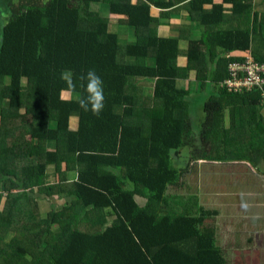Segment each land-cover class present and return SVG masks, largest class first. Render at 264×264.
Here are the masks:
<instances>
[{"label": "trees", "instance_id": "trees-1", "mask_svg": "<svg viewBox=\"0 0 264 264\" xmlns=\"http://www.w3.org/2000/svg\"><path fill=\"white\" fill-rule=\"evenodd\" d=\"M100 2L124 17L131 42L121 45L93 13ZM148 12L130 0H0V264H227L215 228L204 226L211 213L180 194L171 202L170 190L183 188L194 160L264 166L263 93L219 85L196 140L187 90L175 87L186 69L178 41L151 33ZM245 49L264 63V39ZM89 69L103 80L98 116L77 103ZM64 71L77 83L73 93H61ZM142 76L157 79L161 104L137 98ZM183 146L190 152L178 167L171 151ZM38 194L63 205L42 216ZM107 208L115 218L103 229Z\"/></svg>", "mask_w": 264, "mask_h": 264}, {"label": "crops", "instance_id": "crops-1", "mask_svg": "<svg viewBox=\"0 0 264 264\" xmlns=\"http://www.w3.org/2000/svg\"><path fill=\"white\" fill-rule=\"evenodd\" d=\"M130 2L132 4L143 3L149 7L148 13L152 20L151 33L154 32L161 39L178 41L177 62L179 67L186 69L181 71L182 75L175 78V87L177 90H187L183 96L188 102L189 121L193 129L192 136L198 140L201 137L203 113L200 112L197 115L194 107L196 103H201L204 107L206 100L212 94L217 93L221 82L228 76V59L244 57L249 53L253 56L254 51L245 49V45L257 43L258 37L263 41L264 0H130ZM101 3L103 2L92 4L91 9L96 10ZM103 4L106 6V13L100 12V15L109 21L108 32L116 34L120 41L129 38L131 42L134 39L133 29L125 25L122 15L110 14L107 4ZM253 29L257 33L255 36ZM259 32L262 34H258ZM204 41L205 44H200ZM192 45L197 47V51L195 49L190 57L188 52ZM147 63L152 66L155 61L150 57ZM135 82L138 87L136 96L141 101L144 98L145 105L162 103L153 98L157 83L155 77L142 76L135 78ZM262 112L264 113V105ZM197 143L203 145L201 142ZM189 152L190 149L187 146H183L179 151H171L173 162L177 165L176 158ZM177 166L179 167V164ZM263 172L262 167V174ZM3 186L4 182H0V190ZM262 192H264L263 175ZM38 196V211L44 216L41 213L42 203L49 201L50 198H45L40 194ZM137 199L145 204L146 200L142 197H137ZM52 204L63 205L62 203ZM109 211H111L110 208H108V213ZM114 218L115 215L107 214L105 227L110 225Z\"/></svg>", "mask_w": 264, "mask_h": 264}, {"label": "rangeland", "instance_id": "rangeland-1", "mask_svg": "<svg viewBox=\"0 0 264 264\" xmlns=\"http://www.w3.org/2000/svg\"><path fill=\"white\" fill-rule=\"evenodd\" d=\"M97 7L98 8L96 10H92L93 13L97 12L99 16H100V12L106 13V6H104L103 3L99 4ZM129 41L130 40H122L120 43L121 45H123V44L128 43ZM23 83H26V78H23ZM65 96H67V94H65ZM194 110L197 113V115H199L200 112L203 113L202 104L196 103ZM50 146H54V142H50ZM176 162L182 165L181 159H177ZM187 162H188L187 160H184V164ZM237 163L239 164H213V163H209V164H205V163L198 164L197 163L194 165L191 164L189 165V170H188L190 173L186 174L187 176L186 178H184L183 188H181L180 190L172 188L170 190L172 192L171 202L175 200H179V194H180V196H182L184 199V200L181 199L183 202L186 201L187 199L190 200L192 198V200H197L200 203V205H202L203 207L205 206L206 208H209L212 211H214V208H218V211H219L218 219H217V215L214 212L208 211L211 213V215L209 216L211 217V219L209 220V223L215 228L216 233L218 234L217 235L218 242L224 249L225 257L227 259V264H230L231 260L234 259V257L244 258L242 250H244V243L246 242L247 235H248L246 234V238L243 239L242 235L233 234L234 229L232 227L231 228L233 230H231L230 226L223 227V221L225 222L227 220L225 218H227L229 215H232V214L236 215V213H234L235 210H233L234 209L233 205L236 204L237 200L232 199L228 195L231 194L232 190H234L235 188L237 189L241 188L242 191H244L245 195L248 194L250 190L255 186L254 183L257 180L256 178L260 177V176L259 177L255 176L254 169L250 167L249 165L242 164L241 161H237ZM255 168H256L255 172H257L258 168L259 170L262 171V167H260L259 165H257V167ZM263 169H264V166H263ZM227 178H229V180H227ZM252 178H255V179H252ZM217 179H222V182L217 183ZM233 179L241 183H239L238 186H235ZM214 180H216L215 184H214ZM207 185H208V188H207ZM211 185L217 186L216 192L210 189ZM230 189H231V192H229ZM5 191H6L5 186H3V188L0 190V193L5 192ZM205 193L214 194L213 197L210 199L212 200V203L208 204V206L205 205L206 201H208L207 199L208 197L204 196ZM224 194H226L227 196H225ZM216 195H220L219 196L220 199L215 202L214 198L216 197ZM56 198L57 197H55L54 195L52 196V198H50L49 201L42 203L41 213H43L44 216H46L47 213L51 212V208L53 207L52 203L59 204ZM77 209L80 211L79 206ZM107 214H109L108 208H107V213L105 215V224L107 222L106 221ZM241 222L242 221L240 220L239 223ZM110 225H106V227ZM106 227L105 225H103V229ZM9 232L11 236H14V234L16 233V231L13 229H11ZM242 232H244V230ZM259 237L262 240V236L259 235ZM238 261H241V259H239Z\"/></svg>", "mask_w": 264, "mask_h": 264}, {"label": "flooded vegetation", "instance_id": "flooded-vegetation-1", "mask_svg": "<svg viewBox=\"0 0 264 264\" xmlns=\"http://www.w3.org/2000/svg\"><path fill=\"white\" fill-rule=\"evenodd\" d=\"M194 161L189 163V165L191 164L194 165ZM259 166L262 167V164ZM186 173H189V171L187 170L185 174ZM256 173H258L260 177L256 178L257 180L254 183L255 186L250 190L248 194L245 195L244 191H242L241 188L239 189L235 188L234 190H232V193L228 195L232 199L237 200L235 205L232 204L234 206L233 210H235L234 213H236V215L232 214L229 215L227 218H225L227 220L225 222L223 221V227L225 226H230V228L232 227L234 229L233 230L231 228V230H233L234 232L233 234L236 235L240 234L242 235L243 239H245L246 234H248L246 242L244 243V250H242L244 258L234 257V259L231 260L230 264H264V194H263L264 192H262V175L264 176V172L262 174L261 170H257ZM227 180H229V178H227ZM215 181L216 180H214V184ZM233 181L235 183V186H238L239 183H241L234 179ZM221 182L222 179H217V183H221ZM210 189L216 192L217 186L211 185ZM229 192H231V189L229 190ZM213 195L214 194H206V193L204 194V196L208 197L207 198L208 201H206L205 204L206 206L212 203V200L210 199L213 197ZM224 195L227 196L226 194ZM219 196L220 195H216V197L214 198L215 202L220 199ZM203 208L207 211L214 212L217 215V219H218L219 217L218 208H214V211L210 210L209 208H206L205 206ZM210 219L211 217L207 218L208 221L206 220L207 222L206 221L204 222L205 223L204 226L210 224L209 223ZM240 220L242 221L241 223H239ZM243 230L244 232H242ZM217 235L218 234L216 233V239L218 242ZM259 235L262 236V240L259 237ZM239 259H241V261H238Z\"/></svg>", "mask_w": 264, "mask_h": 264}, {"label": "built area", "instance_id": "built-area-1", "mask_svg": "<svg viewBox=\"0 0 264 264\" xmlns=\"http://www.w3.org/2000/svg\"><path fill=\"white\" fill-rule=\"evenodd\" d=\"M242 61H231L228 65V76L221 82V87L230 92H246L258 88L263 93L264 105V63H260L251 54Z\"/></svg>", "mask_w": 264, "mask_h": 264}, {"label": "clouds", "instance_id": "clouds-1", "mask_svg": "<svg viewBox=\"0 0 264 264\" xmlns=\"http://www.w3.org/2000/svg\"><path fill=\"white\" fill-rule=\"evenodd\" d=\"M82 83L79 85L84 89V93L80 96L77 103L81 110L91 112L93 115L98 116L104 108V87L103 80L96 73L94 69H89L78 78ZM61 80L64 81L66 87L61 90L64 92L73 93L77 90V83L72 78L69 71L61 73ZM246 206V205H245Z\"/></svg>", "mask_w": 264, "mask_h": 264}, {"label": "water", "instance_id": "water-1", "mask_svg": "<svg viewBox=\"0 0 264 264\" xmlns=\"http://www.w3.org/2000/svg\"><path fill=\"white\" fill-rule=\"evenodd\" d=\"M209 160H206V159H198V160H195L194 161V164H199V163H205V164H209V163H213V164H239L237 163V161H228V162H222V161H218V160H212V161H209ZM233 162V163H232ZM242 164H247L249 165L250 167H252L254 169V174L255 176L259 177L260 175L258 173L255 172V166L249 162V161H241Z\"/></svg>", "mask_w": 264, "mask_h": 264}]
</instances>
